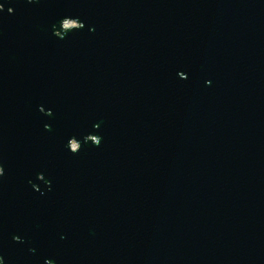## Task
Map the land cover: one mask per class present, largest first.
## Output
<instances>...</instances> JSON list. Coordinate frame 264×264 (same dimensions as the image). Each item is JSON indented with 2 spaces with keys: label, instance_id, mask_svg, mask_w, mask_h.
Masks as SVG:
<instances>
[{
  "label": "water",
  "instance_id": "1",
  "mask_svg": "<svg viewBox=\"0 0 264 264\" xmlns=\"http://www.w3.org/2000/svg\"><path fill=\"white\" fill-rule=\"evenodd\" d=\"M0 264H264V0H0Z\"/></svg>",
  "mask_w": 264,
  "mask_h": 264
}]
</instances>
